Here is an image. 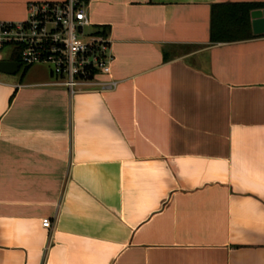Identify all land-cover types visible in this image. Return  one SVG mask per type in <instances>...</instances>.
I'll return each instance as SVG.
<instances>
[{
	"label": "crops",
	"instance_id": "crops-1",
	"mask_svg": "<svg viewBox=\"0 0 264 264\" xmlns=\"http://www.w3.org/2000/svg\"><path fill=\"white\" fill-rule=\"evenodd\" d=\"M84 1L113 90L0 73V264H264V35L210 43L264 0Z\"/></svg>",
	"mask_w": 264,
	"mask_h": 264
},
{
	"label": "built area",
	"instance_id": "built-area-1",
	"mask_svg": "<svg viewBox=\"0 0 264 264\" xmlns=\"http://www.w3.org/2000/svg\"><path fill=\"white\" fill-rule=\"evenodd\" d=\"M18 57V67L46 65L48 85L65 89L69 96L113 90L111 40L92 29L84 0L30 4L23 21L0 22V53ZM108 78L107 81L101 80ZM42 227L51 230L50 219Z\"/></svg>",
	"mask_w": 264,
	"mask_h": 264
},
{
	"label": "trees",
	"instance_id": "trees-1",
	"mask_svg": "<svg viewBox=\"0 0 264 264\" xmlns=\"http://www.w3.org/2000/svg\"><path fill=\"white\" fill-rule=\"evenodd\" d=\"M256 9H264V3L213 5L210 19V43L238 42L258 37L253 35L250 23V12ZM102 31L106 34L105 30ZM12 60L18 61V57L14 54ZM27 69L25 68L24 71Z\"/></svg>",
	"mask_w": 264,
	"mask_h": 264
},
{
	"label": "water",
	"instance_id": "water-1",
	"mask_svg": "<svg viewBox=\"0 0 264 264\" xmlns=\"http://www.w3.org/2000/svg\"><path fill=\"white\" fill-rule=\"evenodd\" d=\"M252 33L255 36L264 35V9H256L250 12ZM18 69V63L13 61H0V73L13 75Z\"/></svg>",
	"mask_w": 264,
	"mask_h": 264
},
{
	"label": "rangeland",
	"instance_id": "rangeland-1",
	"mask_svg": "<svg viewBox=\"0 0 264 264\" xmlns=\"http://www.w3.org/2000/svg\"><path fill=\"white\" fill-rule=\"evenodd\" d=\"M3 57L6 58L7 56V53L3 52ZM25 70L24 67L20 66L16 75L17 76H20L22 74V72ZM30 74L28 75H31L32 78H37V76L39 75H44L48 72V67L46 65H34L31 69H29L28 71Z\"/></svg>",
	"mask_w": 264,
	"mask_h": 264
}]
</instances>
